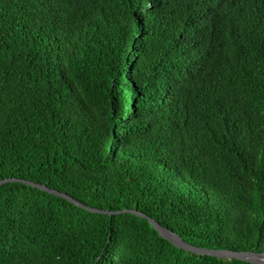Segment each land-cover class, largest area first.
Here are the masks:
<instances>
[{
	"label": "trees",
	"instance_id": "16d2710c",
	"mask_svg": "<svg viewBox=\"0 0 264 264\" xmlns=\"http://www.w3.org/2000/svg\"><path fill=\"white\" fill-rule=\"evenodd\" d=\"M0 264H257L264 0H0ZM133 209L148 216L131 212Z\"/></svg>",
	"mask_w": 264,
	"mask_h": 264
},
{
	"label": "water",
	"instance_id": "95a60500",
	"mask_svg": "<svg viewBox=\"0 0 264 264\" xmlns=\"http://www.w3.org/2000/svg\"><path fill=\"white\" fill-rule=\"evenodd\" d=\"M24 181L27 182L33 186L39 187L43 190L50 191L52 193H55L57 195L63 196L65 198H68L69 200L75 202L77 205L82 206L90 211L93 212H103V213H113L111 211H106V210H101L98 208L90 207L83 202H80L79 200L73 198L72 196L68 195L65 192H61L57 189H51L45 184H38L33 181H28L24 179H18V178H6L3 180H0V186L3 185L4 183L10 182V181ZM118 212H131V213H136L138 215H141L143 217L148 216L144 213H141L139 211L133 210V209H125L123 211H118ZM150 222L156 227V229L159 231L161 236L164 238L168 239L175 245L184 248L186 250L195 252V253H200L204 255H211V256H217V257H223V258H236V259H242V260H247L253 263L257 264H264V252H253V251H234V250H229V249H214V248H209V247H199L197 245H194L192 243L187 242L184 240L181 236H179L177 233L165 228L162 226L159 222H157L153 218H149Z\"/></svg>",
	"mask_w": 264,
	"mask_h": 264
}]
</instances>
